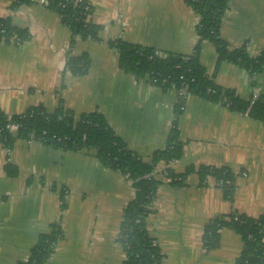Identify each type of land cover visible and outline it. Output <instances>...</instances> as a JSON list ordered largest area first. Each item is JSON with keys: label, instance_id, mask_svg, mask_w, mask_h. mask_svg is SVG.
Returning a JSON list of instances; mask_svg holds the SVG:
<instances>
[{"label": "crops", "instance_id": "1", "mask_svg": "<svg viewBox=\"0 0 264 264\" xmlns=\"http://www.w3.org/2000/svg\"><path fill=\"white\" fill-rule=\"evenodd\" d=\"M84 1L91 6L89 21L100 30L96 40L72 43L56 12L0 0V17L28 35L18 44L0 41V111L9 117L39 106L50 114L60 106L76 116L98 113L129 151L148 162L165 147L177 95L124 72L110 42L188 56L198 43L199 18L181 0ZM220 37L230 49L245 47L251 58L264 52V0H230ZM82 55L88 71L73 75L66 60ZM197 58L206 75L237 98L264 95V67L253 77L226 62L215 68V49L206 41ZM178 131L182 157L170 165L173 171L227 169L234 176L233 195L226 199L211 177L201 186L191 174L174 188L156 176L161 184L147 232L162 264H234L243 249L238 234L221 229L217 247L207 250L203 232L216 218L264 214V122L188 96ZM134 193L124 175L104 167L91 151H63L33 140L0 144V264L27 261L57 222L62 238L45 264H122L117 236Z\"/></svg>", "mask_w": 264, "mask_h": 264}, {"label": "trees", "instance_id": "2", "mask_svg": "<svg viewBox=\"0 0 264 264\" xmlns=\"http://www.w3.org/2000/svg\"><path fill=\"white\" fill-rule=\"evenodd\" d=\"M181 1L199 18L196 27L198 43L191 55L160 54L152 48L131 45L121 40L110 42V47L118 55L119 67L124 72L136 79H146L163 91H175L177 95L175 120L165 147L154 152L148 162L129 151L98 113L76 116L60 106L50 114L39 106L9 117L0 111V144L3 147L9 148L16 140H33L63 151H91L104 167L127 178L135 193L123 210L117 236L124 254L122 264H162V254L146 229V218L152 212V204L161 184L153 177V172L160 165H164L161 170L167 174L168 185L174 188L183 186L185 179L195 174L201 186L211 177L223 189L224 197L228 200L232 198L234 176L227 169L188 167L177 174L170 167L172 162H177L182 157L183 145L179 140L178 118L187 96L199 97L222 105L230 112L264 122V95L246 101L237 98L231 91L216 85L214 78L206 75L197 58L200 44L206 41L215 49V68L226 62L245 70L253 77L264 67V52L251 58L245 47L230 49L220 37V26L230 0ZM22 4H31V0H16L14 6ZM85 4L84 0H48L47 8L60 16L62 24L70 32L72 43L77 39H97L100 28L85 17ZM12 36H16L20 43L28 38L24 30L0 17V41L8 43ZM88 67L89 61L85 55L68 57L66 60V68L76 76L86 74ZM10 123L18 126L15 132L8 130L7 125ZM225 182L229 185H224ZM223 228L232 229L243 243V249L234 264H264V214L256 219L244 215L213 219L203 232L205 249L217 247L219 231ZM61 238L60 223H53L49 233L39 237L27 261L17 264H45Z\"/></svg>", "mask_w": 264, "mask_h": 264}, {"label": "built area", "instance_id": "3", "mask_svg": "<svg viewBox=\"0 0 264 264\" xmlns=\"http://www.w3.org/2000/svg\"><path fill=\"white\" fill-rule=\"evenodd\" d=\"M32 3H38L39 5H42V6H44V7L47 8L48 0H31V4ZM85 3L86 4L84 6V15L87 18V20H89L91 6H90V4L88 2L85 1ZM11 41H13L16 44L20 43V41L16 38V36H12ZM7 128H8L9 131L15 132L17 130L18 126L15 125V124H11L10 123V124L7 125ZM173 163L174 162H172L171 164H173ZM163 168H164V165L162 164L157 169H155L154 172H153V177L155 178L156 176H160L161 175V177L168 182L169 179L167 178V174L165 173L164 170H161ZM224 185H229V183L228 182H225Z\"/></svg>", "mask_w": 264, "mask_h": 264}]
</instances>
